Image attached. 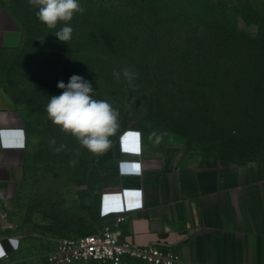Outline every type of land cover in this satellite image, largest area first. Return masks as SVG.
Listing matches in <instances>:
<instances>
[{
    "label": "rangeland",
    "instance_id": "obj_1",
    "mask_svg": "<svg viewBox=\"0 0 264 264\" xmlns=\"http://www.w3.org/2000/svg\"><path fill=\"white\" fill-rule=\"evenodd\" d=\"M98 1L127 3V0H80V3L92 9ZM162 2L164 9L181 12L218 8L228 26H235L249 37L229 44L223 38L203 33L202 28L194 32L196 25L192 22L183 28L180 22L170 25V20H160L154 26L158 33L153 38L140 34L130 40L144 59L155 62L146 70L153 82L133 87L128 92L136 94L124 101L119 95L112 96L108 83L96 85V89L93 85L94 98L107 100L119 112V128L110 138V149L102 154L87 150L48 116L39 118L38 102L47 104L49 96L59 95L62 90L57 88V83L68 82L71 75L68 77L70 70L65 65L59 69L58 82L37 74L23 49V42L33 35L35 27L22 28L18 47L0 51V91L25 116L33 155L18 219L34 224L36 232L34 240L24 241L22 251L7 264H48L45 256L54 249L57 239H45L39 228L43 222L68 226H73L77 218L89 222L90 195L85 180L92 176L95 167L104 174L110 173L112 159L119 145L129 139V131L144 133L153 142L172 149L183 148L187 155L230 162L264 155V0ZM0 5L20 18L35 8L29 0H0ZM144 23L133 30L153 28L147 20ZM163 32L168 35H162ZM71 49L73 55L74 51L79 52L78 64L83 60L87 68L91 66L92 45L88 44L85 51L76 42ZM82 70L75 72L80 75ZM162 75L169 77L167 86L162 82L157 85L158 76ZM90 76L91 71L86 72V77L90 79ZM193 94L191 100L189 95ZM53 140L55 144L51 143ZM61 145V150L56 151Z\"/></svg>",
    "mask_w": 264,
    "mask_h": 264
},
{
    "label": "crops",
    "instance_id": "obj_2",
    "mask_svg": "<svg viewBox=\"0 0 264 264\" xmlns=\"http://www.w3.org/2000/svg\"><path fill=\"white\" fill-rule=\"evenodd\" d=\"M21 39L19 24L0 5V51L18 47ZM129 134L110 173L95 167L85 180L89 222H43L45 239L95 232L124 216L116 228L123 240L170 249L179 264H264V155L217 160ZM31 156L25 117L0 91V245L8 255L0 264L12 262L36 235L34 224L18 219Z\"/></svg>",
    "mask_w": 264,
    "mask_h": 264
},
{
    "label": "trees",
    "instance_id": "obj_3",
    "mask_svg": "<svg viewBox=\"0 0 264 264\" xmlns=\"http://www.w3.org/2000/svg\"><path fill=\"white\" fill-rule=\"evenodd\" d=\"M106 3L108 2L98 1L92 9L85 4H81L85 12L83 14L77 13L69 22L73 28V38L67 43L58 41L54 35L62 27L63 22L59 23L55 29H50L37 18L36 8L28 11L25 18L13 15L9 11L19 24L20 30L27 26L35 27L33 35L27 36V40L23 42V49L37 74H43L48 80L57 81L60 79L59 69L64 65L70 70L68 77L77 74L75 70L83 69L84 71L82 70L83 72L80 75L85 79H89L86 77V72L91 71L89 81L92 82L94 88L96 85L106 82L113 90L111 92L112 96L118 97L119 95L121 101H124L126 97L136 93H129L128 91L133 89V87L128 86L123 79L117 81L113 77V70H121L125 67L130 68L138 74L135 86L140 85L142 82L150 83L151 85L153 78L148 76L149 70H146L150 68L151 63L155 64V62H148L147 59H144L143 54L139 53L137 47L131 46L130 40L136 39V36L140 37V34L153 38L158 33L154 29L158 21L170 20V25L180 22L183 28H188L190 26L189 23L192 22V24L196 25L194 32L202 28L203 33H210L223 38L229 44L245 36L249 37V34H245L235 26H228L224 22V13L215 7L203 8L192 12H181L164 9L162 0H127V3L123 5ZM164 13L165 16H163ZM144 20L153 23L148 24L153 25V28L149 29L147 26L142 32H135L133 28L140 23L145 24ZM85 35L86 38L88 37L86 40ZM162 35L166 36L168 34L163 32ZM251 39L255 40V38ZM76 42H79L80 47L85 49V51L88 48V44L92 45L94 56L89 68L85 66V61L83 60L79 64L77 63L81 59L78 56L79 52L74 51L76 53L72 54L71 48ZM167 78L169 77H166V75L158 76L157 85L162 82V84L167 86ZM39 84L44 85V82ZM189 96L191 100L194 99V94ZM46 105L42 101L38 102L36 112L41 119L47 117V114H45ZM41 124L43 123L41 122ZM63 237L71 236L64 235Z\"/></svg>",
    "mask_w": 264,
    "mask_h": 264
},
{
    "label": "clouds",
    "instance_id": "obj_4",
    "mask_svg": "<svg viewBox=\"0 0 264 264\" xmlns=\"http://www.w3.org/2000/svg\"><path fill=\"white\" fill-rule=\"evenodd\" d=\"M34 6L37 18L48 28L55 29L63 22L54 35L60 42L67 43L73 38V28L69 23L77 13L85 9L80 0H29ZM113 77L123 79L128 86L134 87L138 74L130 68L113 70ZM59 95L49 96L45 107L48 119L62 131L70 133L79 143L95 154H102L111 146V137L119 128V112L107 100L94 98L92 82L83 76L73 74L68 82L59 81ZM156 136V133H152ZM55 144V141H51ZM57 148L56 151H60Z\"/></svg>",
    "mask_w": 264,
    "mask_h": 264
},
{
    "label": "built area",
    "instance_id": "obj_5",
    "mask_svg": "<svg viewBox=\"0 0 264 264\" xmlns=\"http://www.w3.org/2000/svg\"><path fill=\"white\" fill-rule=\"evenodd\" d=\"M124 216L113 218L103 228L75 236L60 238L47 253L48 264H179L174 251L156 245H138L123 240L116 232ZM8 258L0 245V261Z\"/></svg>",
    "mask_w": 264,
    "mask_h": 264
},
{
    "label": "snow or ice",
    "instance_id": "obj_6",
    "mask_svg": "<svg viewBox=\"0 0 264 264\" xmlns=\"http://www.w3.org/2000/svg\"><path fill=\"white\" fill-rule=\"evenodd\" d=\"M138 167V166H137Z\"/></svg>",
    "mask_w": 264,
    "mask_h": 264
}]
</instances>
